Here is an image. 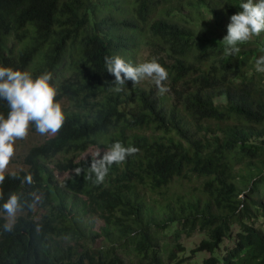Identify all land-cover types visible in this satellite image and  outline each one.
<instances>
[{
  "label": "trees",
  "instance_id": "obj_1",
  "mask_svg": "<svg viewBox=\"0 0 264 264\" xmlns=\"http://www.w3.org/2000/svg\"><path fill=\"white\" fill-rule=\"evenodd\" d=\"M244 2L0 0V66L33 78L51 73L56 99L68 101L59 132L0 184L2 214L12 193L33 205L11 231L0 216V264H182L172 263L179 239L195 231L208 235L192 250L211 254L203 264H264V229L256 226L264 216V73L255 69L264 32L234 55L222 41ZM145 51L146 62L167 70L169 91L145 79L114 91L105 57L131 64ZM9 112L0 98V115ZM115 142L139 151L94 183L88 151ZM57 171L67 175L58 180ZM175 181L195 186L174 191ZM36 204L45 210L39 219ZM89 213L103 220L100 232L85 222ZM234 223L241 231L221 258ZM165 230L171 245L159 244ZM86 235L104 245L92 251Z\"/></svg>",
  "mask_w": 264,
  "mask_h": 264
},
{
  "label": "clouds",
  "instance_id": "obj_2",
  "mask_svg": "<svg viewBox=\"0 0 264 264\" xmlns=\"http://www.w3.org/2000/svg\"><path fill=\"white\" fill-rule=\"evenodd\" d=\"M240 8L242 11L230 17L227 35L222 40L227 55L239 53V45L264 32V0H247L240 4ZM143 53L139 52L138 57ZM143 57V61L136 59L131 64L120 56L105 57L106 69L115 77L117 87L114 91H122L126 81L135 85L144 79L154 81L160 94L169 91L164 83L168 79L167 70L155 60L146 62L145 56ZM255 69L264 73V55L255 61ZM51 78V73L33 78L28 71L0 66V98L6 100L10 107L7 118L0 115V184L4 183L5 173L16 154V141L27 138L30 125L34 124L37 132L42 135L54 136L64 124L65 113L61 103L55 99L57 89L50 83ZM108 146H99L102 148L101 152L95 153L90 164L88 178L92 179L94 174V183H102L113 164L119 165L139 151L134 146L125 147L120 142H115L110 149ZM74 171L79 175L82 169L76 168ZM12 175L15 176L14 173ZM25 182L29 185L33 183L31 174L25 176ZM0 199H3L2 192ZM25 207L32 208L33 205L22 201L21 195L12 193L8 197L2 205L8 221L4 225L5 231L13 229L17 214Z\"/></svg>",
  "mask_w": 264,
  "mask_h": 264
},
{
  "label": "rangeland",
  "instance_id": "obj_3",
  "mask_svg": "<svg viewBox=\"0 0 264 264\" xmlns=\"http://www.w3.org/2000/svg\"><path fill=\"white\" fill-rule=\"evenodd\" d=\"M143 56H145V52L143 53V55H140L139 57L137 56V59L138 60L141 59L143 61V58H144ZM57 101L60 102L61 105L68 104V101L66 99L57 100ZM220 101H224L223 98L220 99ZM52 136H53L52 134L42 135L39 132H37L34 124L30 125L27 138L23 140H17L15 143L16 154L12 158V161L10 165L8 166L6 173H15V172H20L22 170L27 169L28 166L25 162V157L27 153L30 151V149L35 145H39L43 143L46 139ZM101 149H102L101 147H92L90 148L88 153L95 154L97 151L101 152ZM55 174L58 180H62L67 175V173H62L59 171L55 172ZM193 186H195L194 182L175 181L172 184L171 188L174 191L181 192V191H186L192 188ZM248 192L249 190H246V193ZM260 196L263 197L264 199V189H263V192L260 193ZM44 213H45V210L39 204H36L35 210H34L35 217L39 219ZM22 214H24L23 211L18 213L16 219L18 218V216ZM0 216H4L7 220L6 214L0 213ZM85 222H87L89 227L93 229L95 232H100L102 224H103V220L98 215H92L91 213L87 214ZM256 226L264 229V216H261L256 221ZM240 231H241L240 225L238 223H234L231 227V236L224 238V241L220 245V248L216 251L217 256L224 258L227 255L228 251L235 246L236 235ZM171 236H172V233L169 230L160 231L158 233L159 244L164 245L168 243L169 245H171L174 242ZM207 237L208 235L201 231H195L190 236L187 235L185 232H182L181 237L179 239V243L181 244L183 249L176 251L177 257L176 259H174V261H172V263L178 262V260L180 259L182 264H203L204 260L208 258L211 254L208 251H199L197 253H193L192 250L200 244L202 239L207 238ZM83 239H84V243L86 244V246H90L92 251H94V249H96L97 247H102L104 245L101 237H98L94 241L90 237V235H86ZM76 247L78 248L80 246L76 245ZM160 252H163V250L160 249ZM165 256H166V253H165Z\"/></svg>",
  "mask_w": 264,
  "mask_h": 264
}]
</instances>
